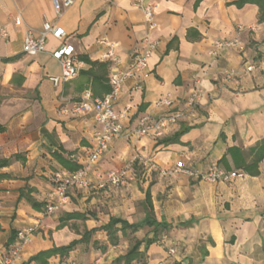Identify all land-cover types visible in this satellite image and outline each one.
Segmentation results:
<instances>
[{
    "label": "crops",
    "instance_id": "1",
    "mask_svg": "<svg viewBox=\"0 0 264 264\" xmlns=\"http://www.w3.org/2000/svg\"><path fill=\"white\" fill-rule=\"evenodd\" d=\"M236 0H76L58 21L62 39L47 37L43 51H22L25 32L38 34L45 21L55 18L49 0H0V261L15 241L18 229L38 223L31 241L12 264H40L31 257L68 245L90 231L67 256L53 254L46 264H114L137 240L153 235L143 226L135 232H117L111 244L102 228L110 217L130 224L142 223L150 194L153 216L167 229L158 240L139 250L133 264H264V19L258 6ZM153 8L156 27L148 31L143 7ZM18 20V23L15 21ZM242 29L238 30V26ZM157 43L148 59L149 73L129 77L113 103L115 111L131 107L126 128L138 116L155 118L169 108L182 107L193 81L200 80L202 96L193 115L179 121L173 134L178 141L122 135L89 163L90 178L111 169L126 168L117 187L71 190L68 202L55 214L45 212L53 175L63 165L53 153L80 168L88 163L92 137L99 125L93 113L73 114L71 105L89 89L102 96L94 76L107 79L113 68L101 61L105 36L114 44L127 69L145 35ZM237 38L238 47L214 52L219 39ZM73 48L79 65L76 77L55 86L50 76L60 74L52 52L61 45ZM85 56L98 64L80 60ZM248 74L227 77L226 69ZM17 155V157H16ZM135 155L147 159L136 163ZM198 172L212 166L242 170L229 182L208 183L197 176L175 172L178 161ZM73 214L71 217L66 215ZM119 226V225H118ZM134 236L129 244L128 237ZM173 247L175 252L169 254Z\"/></svg>",
    "mask_w": 264,
    "mask_h": 264
},
{
    "label": "built area",
    "instance_id": "2",
    "mask_svg": "<svg viewBox=\"0 0 264 264\" xmlns=\"http://www.w3.org/2000/svg\"><path fill=\"white\" fill-rule=\"evenodd\" d=\"M52 3L55 18L53 21H45L38 34H34L31 28L25 32L22 51L26 55H35L43 51L47 37L52 35L57 39H62L65 32L58 25L59 19L64 11L73 5L76 0H49ZM139 1V0H138ZM144 22L147 30H153L156 27L153 8L150 4L143 7ZM19 21L16 20L15 23ZM242 27L239 25L238 30ZM0 35L7 37V32L4 28H0ZM98 43L104 47L100 53V60L109 62L113 66L108 83L110 86L109 92L102 96H93L89 89L83 91L79 100L71 105L73 114L93 113L96 123L99 125L92 137V147L88 155V163L76 170L59 169L53 175L52 189L48 194V203L45 206L46 214L52 215L57 213L67 202L68 193L71 190L103 189L107 187H117L120 185L126 175V168L111 169L96 174V179L93 181L90 178L89 163L97 161L109 148L110 144L116 138L122 135L135 137L161 138L172 134L178 125L179 121L185 119L189 115L195 113L202 96V86L198 79L193 81L190 92L184 98L182 107H172V100L169 97L162 99V103L169 109L162 115L151 118L149 115L143 114L138 116L136 123L126 128V121L131 116L130 105H124L120 110L113 109V103L121 91L125 81L134 75L146 77L149 73L148 59L156 48L157 43L151 41L148 34L143 39V45L130 58V63L127 69H122V59L116 52L114 44L105 36L98 39ZM240 44L237 38L215 40L213 47L215 53L224 48L238 47ZM73 48L70 45L63 44L57 50L52 52V56L58 59L60 63V74L50 76L49 79L55 85L64 84L77 76L79 65L73 57ZM256 65L254 63L247 64L240 72L232 69L224 71L227 77L234 76L242 77L252 70ZM132 162L146 164L147 159L140 155H135ZM175 172L185 173L189 176H197L201 180L208 183L229 182L235 178L244 176L242 170H225L218 166H212L204 172L187 168L183 161H178L174 167ZM38 228V223L20 228L15 235V241L8 248L7 252L2 256L0 264H12L19 256L20 252L27 243L31 241L34 232ZM169 254H173V247L168 249ZM70 264H85L73 261Z\"/></svg>",
    "mask_w": 264,
    "mask_h": 264
},
{
    "label": "trees",
    "instance_id": "3",
    "mask_svg": "<svg viewBox=\"0 0 264 264\" xmlns=\"http://www.w3.org/2000/svg\"><path fill=\"white\" fill-rule=\"evenodd\" d=\"M246 3H252L258 6L259 10V17L258 20L261 21L264 19V0H236L235 4L238 7L243 6ZM80 60L89 62L92 66L98 64L96 62H93L89 60L85 56H79ZM99 67L103 68V64H98ZM94 81L98 82L100 85V90L105 94L109 92L110 86L107 84V79L102 75H97V77L94 76ZM100 96V95H98ZM5 129L4 125L0 124V132H2ZM178 141V134H173L169 137L162 138L159 142L161 143H170V142H176ZM55 158L61 162L63 165V169L66 170H76L78 169V165L68 162L60 157V155L53 153ZM17 157V155H16ZM10 161V159H2L0 160V166H3L7 164ZM144 201L146 203L147 208V214L145 217V220L142 223L138 224H130L125 220L116 218V217H110V220L108 223L102 226V228L107 232L108 240L111 244H116L118 241L117 232L121 231V233H125L127 230H130L131 232L137 231L139 228L143 226H149L152 228L153 235L151 237H147L143 240H135L133 244L126 250V252L123 255L118 256L114 260V264H133L135 261H140L143 258V254L139 250L142 243H144L145 247H147L149 244L156 242L158 240V234L157 232L159 230L167 229V225H163L159 222H157L153 216V208L151 205L150 200V194L147 191L145 194ZM73 214L66 215L67 217H71ZM119 225V226H118ZM90 238V231L87 233H84L82 237L78 240H72L68 245L60 246V247H52L51 249L41 251L37 253L36 255L31 257V260H34L40 264H46L45 259L53 254H58L60 257L67 256L69 252L80 242H87Z\"/></svg>",
    "mask_w": 264,
    "mask_h": 264
},
{
    "label": "rangeland",
    "instance_id": "4",
    "mask_svg": "<svg viewBox=\"0 0 264 264\" xmlns=\"http://www.w3.org/2000/svg\"><path fill=\"white\" fill-rule=\"evenodd\" d=\"M133 168H134L135 171H138V170L140 169V168L138 167V165H136L135 162L133 163ZM133 241H134V236H132V237H128V242H129V244H131Z\"/></svg>",
    "mask_w": 264,
    "mask_h": 264
}]
</instances>
